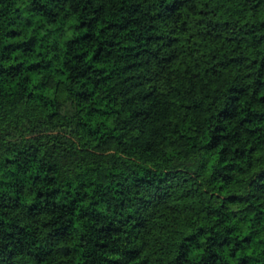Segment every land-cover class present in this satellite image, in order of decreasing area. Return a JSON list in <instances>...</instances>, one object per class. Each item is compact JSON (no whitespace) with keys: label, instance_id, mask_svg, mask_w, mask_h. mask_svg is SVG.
I'll list each match as a JSON object with an SVG mask.
<instances>
[{"label":"trees","instance_id":"16d2710c","mask_svg":"<svg viewBox=\"0 0 264 264\" xmlns=\"http://www.w3.org/2000/svg\"><path fill=\"white\" fill-rule=\"evenodd\" d=\"M0 264H264V0H0Z\"/></svg>","mask_w":264,"mask_h":264}]
</instances>
